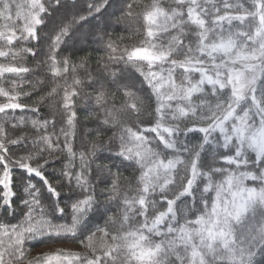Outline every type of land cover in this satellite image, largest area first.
<instances>
[{
    "label": "snow or ice",
    "instance_id": "6c2138e0",
    "mask_svg": "<svg viewBox=\"0 0 264 264\" xmlns=\"http://www.w3.org/2000/svg\"><path fill=\"white\" fill-rule=\"evenodd\" d=\"M52 3L57 5L52 12L66 7L64 0ZM104 4L105 0H96L89 13L101 14ZM51 7L48 0H0V58L6 61L0 63V83L6 74L22 78L30 72L11 63L19 55L14 46L36 41L33 47L19 49L36 55L34 47L53 19ZM128 9L130 16L131 3ZM140 17L143 41L109 56L135 69L155 105L149 126L122 127L118 150L112 153L139 170L136 187L130 189L133 194L121 192L115 178L105 177L101 182L107 181L111 191H101L99 197L93 191L77 200L71 205L72 223L54 225L48 216L63 215L64 209L52 202L46 210L30 181L40 177L47 183L40 161L45 152L60 147L59 136L42 135L29 150L23 137L11 138L0 125V185L8 189L0 209L5 214L12 211L14 168L27 174L24 191L31 197L24 201L27 212L22 223L0 224V264H23L28 242H52L69 234L90 255L57 250L28 264H264V0H150ZM75 22L57 26L54 39L49 37L53 50L69 37ZM108 48L116 52L112 44ZM49 60L53 78L69 71L67 60L63 67L54 56L49 55ZM131 80L122 70L119 75L112 73L111 85H119L117 90L129 98L125 106L139 119L138 89ZM72 83L76 87L62 90L60 106L68 130L61 128L60 134L65 149L75 157L68 137L73 135L82 81ZM96 85L95 102L107 103L104 85L97 79L90 86ZM0 96L8 98L0 104V114L25 110L18 102L19 93L0 86ZM32 125L47 129L55 127V121H32ZM161 145L162 150H157ZM16 146L26 155L11 151ZM94 155V151L79 155L82 171L74 179L81 189L90 187L87 157ZM220 162L222 166H214ZM107 171L116 177L111 169ZM64 175L71 182L73 177ZM48 191L59 197L51 185ZM113 201L118 211L109 215ZM93 216L103 221L94 229L89 227ZM97 232L99 245L94 241Z\"/></svg>",
    "mask_w": 264,
    "mask_h": 264
},
{
    "label": "trees",
    "instance_id": "16d2710c",
    "mask_svg": "<svg viewBox=\"0 0 264 264\" xmlns=\"http://www.w3.org/2000/svg\"><path fill=\"white\" fill-rule=\"evenodd\" d=\"M49 11L53 15L52 21L43 33L39 45L34 47L35 56L29 53L19 51L20 48L33 47L36 41L27 44H18L14 49L19 52L16 60L11 63L17 66H24L30 69L29 73L23 74L22 78L14 74H6L0 86L5 90H12L13 94L19 93L18 102L25 105V110L19 109L13 111L8 110V115L0 114V125H3L5 132L11 138L23 137L26 141V146L29 150H34L33 141H38L42 135L59 136L60 147L53 148L48 153L45 152L44 159L40 161L43 165V174L46 179L45 183L40 177H32L31 184L38 189L37 195L40 197V202L46 210L50 208L52 202H57L58 207L64 209V214L57 212L55 215H49L48 219L54 225H70L72 223L71 205L79 199H84L89 193L95 191L99 197V193L109 192L111 188L107 181L101 182L105 177L108 180L116 179L121 192L133 193L130 189H134L137 184L139 170L131 166L128 162L121 163L112 153L118 150L120 136L122 135V127L131 126L136 130V125L140 124L143 127L149 126L152 121V110L154 101L149 99V89L146 84H141L139 74L134 68H131L123 63H116L109 59L110 55H120L124 49H131L139 45L144 39V28L140 17L144 6L150 3V0H105L104 7L101 9V14L89 13V6L94 4L96 0H64L65 8L52 12L57 5L52 3ZM132 4V15H128V4ZM167 3V0H164ZM247 7V5H245ZM79 16L86 17V20H80ZM67 17V20H65ZM69 37L64 38V42L53 50L51 48L54 34L58 31V25L61 22L65 24L73 21ZM98 41V42H97ZM100 41L102 44H100ZM112 44L116 48L115 53H111L108 45ZM49 55L55 57L59 66L63 67V61L67 60L69 71L62 77L53 78L50 70L51 61ZM0 63H6L4 58H0ZM132 78L130 82L136 83L135 101L140 107L141 115L139 119L132 115L127 109L126 98L120 91L117 90L119 85L112 86V73L120 74L121 71ZM179 75V73L177 74ZM106 78V79H105ZM73 79L82 81V84L77 88L80 92L76 102L75 112V127L72 130L73 135L68 137L75 157L71 156L64 147L65 137L60 134V129H67L63 110L60 106L62 90L69 85H73ZM99 79L104 85V92L107 103L99 105L95 102V97L99 89V85L95 84ZM12 81H15V88L12 87ZM52 89H56L53 93ZM30 93V95H26ZM49 93H52L49 95ZM8 102L7 97L0 96V104ZM38 108L39 112H33L29 109ZM111 115H108V112ZM44 120L55 121V127L49 125L47 129L33 127L32 121L42 122ZM108 120L105 124L104 121ZM22 121L21 123H17ZM15 125L11 127L9 123ZM183 127V125H181ZM152 137L154 133H145ZM191 135V134H190ZM199 143V141H193ZM96 146L93 148V146ZM155 146V143L153 144ZM162 150V145L160 149ZM13 152L19 151V147H13ZM95 152L94 156H88L90 174L86 176L90 187L81 189L76 186L75 175L82 171L81 162L79 159L80 153L88 154ZM19 155H26L19 151ZM47 161L45 164L44 161ZM118 167H113V164ZM209 163H213V158H209ZM35 166V165H33ZM214 166H222V162L216 163ZM107 169H111L113 177ZM68 173L73 177L71 182L64 175ZM26 173L23 169L14 168L11 172L10 190L15 193V196L9 197L12 201V211L5 214L0 209V224H20L25 218L27 212L25 200H30L31 197L24 191L27 181ZM2 176V170H0ZM214 179H221L220 176ZM251 185L253 182L247 181ZM48 185H51L59 193V197L48 191ZM3 185H0V204H2L4 192ZM107 203V201H104ZM116 202L113 201V212L109 215H115L118 209ZM103 224L99 216H93L89 223L90 228H95L96 225ZM109 227H113L109 225ZM80 235L79 229L77 236ZM5 242H7L5 240ZM59 243H75L81 244L76 237L67 236L56 237L52 242L40 243L38 241L28 242L29 253L23 264H28L34 257L40 254L35 253L45 246ZM32 245H36L32 247ZM2 250V249H0ZM81 254H87L81 252ZM100 254V253H98ZM6 259H10L6 255Z\"/></svg>",
    "mask_w": 264,
    "mask_h": 264
},
{
    "label": "rangeland",
    "instance_id": "374dc122",
    "mask_svg": "<svg viewBox=\"0 0 264 264\" xmlns=\"http://www.w3.org/2000/svg\"><path fill=\"white\" fill-rule=\"evenodd\" d=\"M100 44H102L101 41ZM100 237L101 234L97 232L96 237H94V241L97 245L102 243V241L99 239ZM57 250H63L65 252H78V253L84 252L90 255V250L87 249L83 244H75V243H59V244L49 245L43 247L41 250H38L35 253L37 254L53 253L56 252Z\"/></svg>",
    "mask_w": 264,
    "mask_h": 264
}]
</instances>
